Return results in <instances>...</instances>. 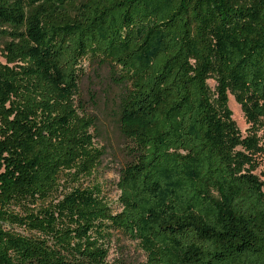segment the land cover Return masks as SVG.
Returning <instances> with one entry per match:
<instances>
[{"label": "trees", "instance_id": "1", "mask_svg": "<svg viewBox=\"0 0 264 264\" xmlns=\"http://www.w3.org/2000/svg\"><path fill=\"white\" fill-rule=\"evenodd\" d=\"M84 62L125 143L118 210L83 184ZM260 131L264 0H0V264H264ZM116 234L145 259L109 261Z\"/></svg>", "mask_w": 264, "mask_h": 264}, {"label": "rangeland", "instance_id": "2", "mask_svg": "<svg viewBox=\"0 0 264 264\" xmlns=\"http://www.w3.org/2000/svg\"><path fill=\"white\" fill-rule=\"evenodd\" d=\"M86 78L82 86L85 100L87 101L88 112L97 117L98 138L97 144L102 147L104 155L102 157V163L98 168L97 180H88L83 182L84 186L100 183L104 187V194L109 202H111L113 208L118 210L117 198L119 191L116 189V182L118 179L117 172L124 162V148L125 143L120 138L118 133L114 129V125L111 119V112L109 107H106L104 99H101V94L106 87L107 81L105 80V74L107 67H97L90 62L85 63ZM208 85L213 88L214 82L212 80L207 81ZM90 89V90H89ZM89 91L96 94L94 100H91ZM228 108L231 111V118L234 121L236 127L239 129L242 135L246 134L248 124L245 122L239 105L235 102L232 94L228 93ZM258 136L261 138V143L264 145V132L260 131ZM261 169L264 170V157L261 158ZM145 259L144 254L138 247L137 243L130 241L121 234H116L109 249L108 260H121L125 263L140 262Z\"/></svg>", "mask_w": 264, "mask_h": 264}]
</instances>
